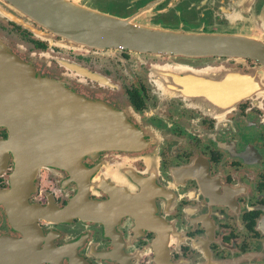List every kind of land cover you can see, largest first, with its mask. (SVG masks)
I'll use <instances>...</instances> for the list:
<instances>
[{
    "label": "flooded vegetation",
    "instance_id": "af4514ba",
    "mask_svg": "<svg viewBox=\"0 0 264 264\" xmlns=\"http://www.w3.org/2000/svg\"><path fill=\"white\" fill-rule=\"evenodd\" d=\"M21 1L0 0L3 50L136 140L58 163L0 97V264H264V0H57L221 40L189 56L73 48Z\"/></svg>",
    "mask_w": 264,
    "mask_h": 264
},
{
    "label": "water",
    "instance_id": "95a60500",
    "mask_svg": "<svg viewBox=\"0 0 264 264\" xmlns=\"http://www.w3.org/2000/svg\"><path fill=\"white\" fill-rule=\"evenodd\" d=\"M4 1L16 8V5L22 6L21 0ZM26 1L30 3V0ZM26 7L42 12L39 17L47 24L78 26L50 28L74 47L122 48L184 56L215 54L222 49L221 40L216 38L185 36L160 28H134L129 20L84 10L69 15L65 13L67 5L57 0H39L37 4ZM7 18L18 22L17 17L9 14ZM14 91L19 92V105L24 107L21 111L11 109L10 113L17 111L26 115L27 120L32 118V122L23 129V135L42 138L38 147H53L58 154L51 158L55 162L75 163L84 155L116 146H129L136 140L133 128L112 120L110 110L104 105L84 100L53 81L35 77L33 71L12 58L0 45V97Z\"/></svg>",
    "mask_w": 264,
    "mask_h": 264
},
{
    "label": "rangeland",
    "instance_id": "374dc122",
    "mask_svg": "<svg viewBox=\"0 0 264 264\" xmlns=\"http://www.w3.org/2000/svg\"><path fill=\"white\" fill-rule=\"evenodd\" d=\"M0 9H2V8H0ZM2 10H5V9H2ZM1 43H2V41L0 40V45H1L2 47H4ZM70 47L76 48V47L71 46V45H70Z\"/></svg>",
    "mask_w": 264,
    "mask_h": 264
}]
</instances>
